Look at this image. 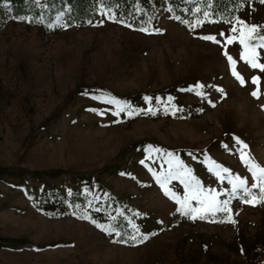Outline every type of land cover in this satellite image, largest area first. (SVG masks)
I'll use <instances>...</instances> for the list:
<instances>
[{"label": "rangeland", "instance_id": "374dc122", "mask_svg": "<svg viewBox=\"0 0 264 264\" xmlns=\"http://www.w3.org/2000/svg\"><path fill=\"white\" fill-rule=\"evenodd\" d=\"M167 1L153 0L160 31L149 33L100 14L83 28L68 27L64 15L51 27L30 23L32 18L3 19L0 264H264V203L232 200L230 213H217L215 222L193 220L177 211L179 205L153 175L167 173L164 153L172 152L206 190L230 188L209 171L210 160L251 184L238 154L222 147L231 148L233 137L246 143L250 157L264 167V72L240 60L238 40L225 43L233 26L237 35L246 33L237 21L264 28V3L248 0L226 19L231 23L215 19L192 30L167 11ZM184 1L193 5V15L196 7L205 10L202 0ZM218 2L210 0V18ZM37 3L44 6V0ZM175 4L191 19L183 0ZM209 34L222 43L199 38ZM225 50L237 59L245 86L231 75ZM258 51L264 63V49ZM255 76L260 77L259 100L250 95ZM198 82L223 89L224 95L206 89L215 106L188 90ZM101 90L135 109L152 106L157 114L102 116L100 110L114 106L82 95ZM146 96L153 98L151 105ZM164 104L179 110L164 114ZM52 172L58 175H46ZM168 187L183 198L179 181ZM85 211L116 225L122 220L121 236L80 219ZM129 220L139 227L137 239L148 236L143 243L116 242L132 232ZM4 243L12 248H3Z\"/></svg>", "mask_w": 264, "mask_h": 264}, {"label": "snow or ice", "instance_id": "6c2138e0", "mask_svg": "<svg viewBox=\"0 0 264 264\" xmlns=\"http://www.w3.org/2000/svg\"><path fill=\"white\" fill-rule=\"evenodd\" d=\"M33 3L36 0H32ZM205 4V10H202L200 7L195 8V15H193L190 11L189 15L191 19H185L183 16H176L175 19L179 20L182 24H187L188 27L192 30H195L197 27L202 26L203 22H212L215 20V13L211 14L207 11V7L210 3V0H202ZM260 3H264V0H259ZM238 7L244 3H248V0H236ZM238 10V8H237ZM137 11H140L139 9ZM169 13L176 11V6L169 7L167 9ZM100 15L105 19L111 20L112 22L121 23L126 27H133L136 21H129L127 18L123 16V14L119 13V9H113L111 5H108L105 8L101 9ZM131 15H135V13H131ZM140 15H144L142 11H140ZM23 19V18H21ZM151 18L149 19L150 23ZM30 23H38L40 21L35 19H30ZM103 20L98 23L102 26ZM226 23H231V20L224 21ZM238 25H244L247 29L245 32L238 33V27L233 26L230 31L233 35L225 38V43L232 44L238 40V43L243 46L242 54L240 56V60H242L245 64H248L252 69H259L261 72H264V63H260V49H264V31H260V26L257 25H245L243 21H237ZM51 27V25H49ZM140 31L148 32L150 29L145 26H141L139 28ZM152 31H160V29H151ZM221 36H224V33H220ZM200 39L211 41L216 44H221V40H218L216 35H202L199 36ZM222 54L226 57L227 61L231 66V75L235 77V79L240 83L241 86L246 85V81L244 77L237 71V59L230 55L226 50L222 52ZM251 83L256 86V89L253 90L250 95L254 99H260V77L255 76L251 78ZM213 89L221 95H224L223 89L220 86L214 85H204L200 82L195 86H191L188 90L199 97L206 103L215 106V103L208 99L209 93L206 89ZM82 95L103 104L112 105L114 108H108L105 110H100V115H105L110 113L113 116L120 117L121 113H125L126 116L132 117L137 114H151L156 115L157 109L150 106L146 109H135L133 108L127 101H120L110 95H105L103 90H101L98 94L90 91H86L82 93ZM144 100L151 105L153 100L152 97H144ZM171 101V97L168 98ZM163 103V102H162ZM90 111H98L97 109H89ZM179 109L170 108L169 104H164L163 113L164 114H172L175 115L176 111ZM202 110V109H201ZM114 122H120L119 120ZM233 145L229 148V145L226 143L222 144V147L231 153L238 154L239 160L243 162L245 167L251 173V179L253 183H249V178H241L240 175L233 174L232 171L228 167H223L215 161H209V171L212 172L221 183H226L230 185V188L226 187L221 191H215L211 189H205V187L201 184L200 180L192 175L191 168H188L183 161L179 159L172 152H165L164 155L168 157V170L164 176L157 175L155 172L153 175L156 178L157 183L163 188L164 193L171 197L173 201H175L179 207L177 211L186 217H190L195 220L199 219H211L212 222H215V217L217 213H230V203L232 200H239L243 203L253 204L255 206L256 202L264 203V167L260 166L258 163L254 162V160L250 157V154L246 151L247 144L243 141L239 140V138L233 137ZM149 151L161 152L160 149H154L152 146H149ZM189 156L195 158L194 154L188 153ZM175 161V162H174ZM179 181V184L183 186V190L185 194L183 198L181 195H178L176 191L169 188L168 185L171 181ZM225 196V199H218V196ZM190 201H195V206L190 204ZM91 201H88V205L91 206ZM96 212H100L101 209H95ZM139 215V213H137ZM80 219L91 220L92 223L96 224V226L103 231H105L108 235H113L115 233L116 236H121V231L119 230V226L116 224H105V223H97L95 219H93L86 211L83 212ZM112 221L116 220V217H110ZM226 219L230 222H235L231 220V216L227 215ZM160 223H163L162 221ZM128 225L132 228V232L126 234L125 238H121L116 242L121 243H143V241L148 239L147 235L141 236L140 239H137L139 235V227L135 224H132L131 220L128 221Z\"/></svg>", "mask_w": 264, "mask_h": 264}, {"label": "trees", "instance_id": "16d2710c", "mask_svg": "<svg viewBox=\"0 0 264 264\" xmlns=\"http://www.w3.org/2000/svg\"><path fill=\"white\" fill-rule=\"evenodd\" d=\"M177 0H168L170 7L176 6ZM38 0L35 3L32 0H0V31L3 29V19H12L16 21H24L27 18H32L40 22L35 24H42L44 27L54 24L55 20L60 16H65V21L67 26H79L84 27L89 25L96 16H99L101 9L111 5L113 9L118 8L119 13L123 14L130 22L136 21L133 28L134 30L140 31L141 26L148 27L149 32H154L151 29H156V18H157V9L153 4V0H44V6L38 7ZM184 8H186L187 13L192 11V4H185L183 0ZM7 5H10L9 9L6 8ZM217 8H215V19L216 20H226L227 18L234 17L235 13L238 12L241 6L238 7L236 0H221L218 2ZM140 10L144 15H140ZM173 12L176 16H183V13L177 10ZM179 12V13H177ZM135 13V15H131ZM23 18V19H21ZM150 23H149V19ZM177 20V19H176ZM179 22V20H177ZM264 31V28L259 29ZM145 32V31H140ZM46 175L55 176L58 175L56 172L48 173ZM36 176H44L42 174H37ZM43 214H46L49 217H56L55 213L51 210L42 211ZM98 223L108 224L110 220L103 215L98 213L91 216ZM123 222L120 220L117 222V225ZM129 244V243H124ZM4 243L3 248H12L7 247Z\"/></svg>", "mask_w": 264, "mask_h": 264}]
</instances>
